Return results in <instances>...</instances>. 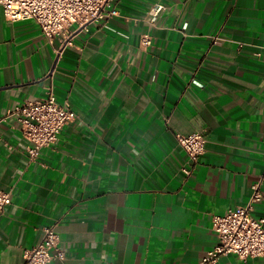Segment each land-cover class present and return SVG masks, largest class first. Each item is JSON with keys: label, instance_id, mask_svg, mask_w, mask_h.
I'll return each mask as SVG.
<instances>
[{"label": "crops", "instance_id": "obj_1", "mask_svg": "<svg viewBox=\"0 0 264 264\" xmlns=\"http://www.w3.org/2000/svg\"><path fill=\"white\" fill-rule=\"evenodd\" d=\"M108 9L118 16L72 28L61 48L0 6V118L49 87L74 114L36 158L16 118L0 124V264H22L47 227L66 253L49 264H199L217 244L213 217L247 206L258 182L264 194V0ZM195 133L207 142L196 164L176 139Z\"/></svg>", "mask_w": 264, "mask_h": 264}, {"label": "built area", "instance_id": "obj_2", "mask_svg": "<svg viewBox=\"0 0 264 264\" xmlns=\"http://www.w3.org/2000/svg\"><path fill=\"white\" fill-rule=\"evenodd\" d=\"M112 0H0L9 22L33 20L38 23L50 44L58 39L61 48L73 45L74 33L85 29L90 24L118 16L115 10H109ZM164 6L156 4L149 12L152 20L163 11ZM74 29V33L72 32ZM152 40L145 36L143 46H150ZM10 118H16L21 126L24 138L29 142L28 153L36 158L45 148L52 147L62 130L74 118L68 103L60 104L51 87L46 96L33 102L15 106L0 118V124ZM179 146L184 149L189 160L196 164L205 153L206 138L202 133L188 136H176ZM189 176L190 170L184 169ZM249 203L227 212L223 216L213 217V230L217 244L199 264H217L221 257L236 255L246 262L250 258L264 259V217L255 218V205L264 202L261 182L252 186ZM11 204L8 193H0V214ZM65 261L66 253L60 245V238L55 227L44 229L42 241L23 255L22 264H49L52 260Z\"/></svg>", "mask_w": 264, "mask_h": 264}]
</instances>
